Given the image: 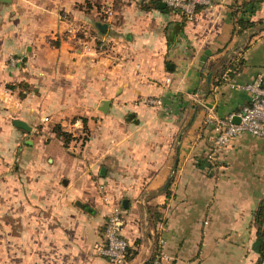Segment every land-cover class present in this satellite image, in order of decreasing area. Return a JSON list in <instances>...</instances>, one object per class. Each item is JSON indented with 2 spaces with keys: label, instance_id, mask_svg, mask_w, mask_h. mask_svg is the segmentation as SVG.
<instances>
[{
  "label": "crops",
  "instance_id": "0c3cea01",
  "mask_svg": "<svg viewBox=\"0 0 264 264\" xmlns=\"http://www.w3.org/2000/svg\"><path fill=\"white\" fill-rule=\"evenodd\" d=\"M241 1L188 18L158 0H0V264H111V201L129 242L118 264L258 262L264 136L209 157V113L238 111L240 84L264 77V30L236 32Z\"/></svg>",
  "mask_w": 264,
  "mask_h": 264
},
{
  "label": "built area",
  "instance_id": "2783aa9c",
  "mask_svg": "<svg viewBox=\"0 0 264 264\" xmlns=\"http://www.w3.org/2000/svg\"><path fill=\"white\" fill-rule=\"evenodd\" d=\"M158 1H163L167 6L181 11L188 18L193 17L200 4L211 3V0ZM59 19L68 23V30H75V25L70 20L66 10L60 11ZM12 60L14 61L15 58H12ZM240 86L250 93V98L238 111L232 112L228 116H220L211 111L207 116V121L213 125L215 132L212 148L209 153L211 159H215L222 151L226 150L230 146L232 139L242 132L264 136V77L257 76L252 80L240 84ZM146 101L152 103L161 102L160 99L151 97L147 98ZM235 115L240 117L239 121H234ZM104 198L108 200L107 195ZM110 203L111 210L105 225V244L101 247V251L106 255L111 264H118L125 257L129 242L122 233L125 222L123 209L117 201H111ZM161 242H164L163 238H161ZM142 264H163L162 257L155 256L144 260Z\"/></svg>",
  "mask_w": 264,
  "mask_h": 264
},
{
  "label": "trees",
  "instance_id": "16d2710c",
  "mask_svg": "<svg viewBox=\"0 0 264 264\" xmlns=\"http://www.w3.org/2000/svg\"><path fill=\"white\" fill-rule=\"evenodd\" d=\"M262 0H243L240 3H236L233 7V15L236 21V32L242 34L245 30H250L253 34H258L260 31L264 30V18L259 20L251 19V13L253 12L254 8L256 7L257 3ZM157 4V2H155ZM249 44V43H248ZM247 44V45H248ZM244 58L238 57L235 60H231L228 63L230 68V75L235 74L244 66ZM56 130L58 133L66 140H69L72 137V134L68 131L62 129L60 125L56 126ZM215 135V132H214ZM214 138V137H213ZM212 148V145H211ZM211 151V149H210ZM256 219L258 221V235L261 238V257L259 258L256 264H259L262 261V256L264 253V197L261 198L258 202L257 210L255 212ZM159 252V249L156 251L155 255ZM154 255V256H155Z\"/></svg>",
  "mask_w": 264,
  "mask_h": 264
},
{
  "label": "water",
  "instance_id": "95a60500",
  "mask_svg": "<svg viewBox=\"0 0 264 264\" xmlns=\"http://www.w3.org/2000/svg\"><path fill=\"white\" fill-rule=\"evenodd\" d=\"M3 1H9V0H3ZM158 5L159 6H166V3L163 2V1H159ZM210 76H211V74L209 75V78H210ZM109 103H110V100L109 99H104L103 100V104L104 105L101 107L102 110L106 111L108 109ZM129 116L132 117L133 114H130ZM233 119H234V121H239L240 117L238 115H235ZM14 122H15V124H17L19 126H22V127H26V128H30L31 127L29 124H27L22 119H15ZM178 149H179V147H178ZM177 163H178V156L176 157V160L174 162V168H176ZM84 206H87V205L84 204Z\"/></svg>",
  "mask_w": 264,
  "mask_h": 264
},
{
  "label": "rangeland",
  "instance_id": "374dc122",
  "mask_svg": "<svg viewBox=\"0 0 264 264\" xmlns=\"http://www.w3.org/2000/svg\"><path fill=\"white\" fill-rule=\"evenodd\" d=\"M53 126H54V124H52V127H53ZM83 134H85V133H83ZM58 145H60L58 141L53 140V141L51 142V146H58Z\"/></svg>",
  "mask_w": 264,
  "mask_h": 264
}]
</instances>
